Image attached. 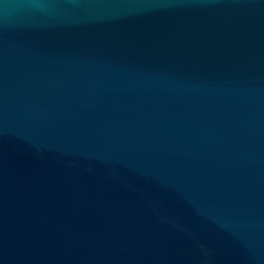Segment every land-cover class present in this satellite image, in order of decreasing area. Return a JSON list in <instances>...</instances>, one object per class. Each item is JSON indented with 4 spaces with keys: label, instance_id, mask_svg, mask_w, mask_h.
Masks as SVG:
<instances>
[{
    "label": "water",
    "instance_id": "obj_1",
    "mask_svg": "<svg viewBox=\"0 0 264 264\" xmlns=\"http://www.w3.org/2000/svg\"><path fill=\"white\" fill-rule=\"evenodd\" d=\"M0 264H264V0H0Z\"/></svg>",
    "mask_w": 264,
    "mask_h": 264
}]
</instances>
